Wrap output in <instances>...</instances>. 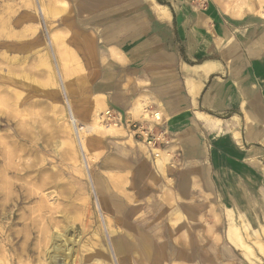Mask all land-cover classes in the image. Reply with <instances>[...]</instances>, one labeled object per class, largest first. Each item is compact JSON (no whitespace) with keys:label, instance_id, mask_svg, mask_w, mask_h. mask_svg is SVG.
<instances>
[{"label":"crops","instance_id":"obj_1","mask_svg":"<svg viewBox=\"0 0 264 264\" xmlns=\"http://www.w3.org/2000/svg\"><path fill=\"white\" fill-rule=\"evenodd\" d=\"M69 2L58 31L85 70L69 95L78 115L144 106L168 132L154 149L169 151L166 169L113 136L123 159L104 169L148 189L159 258L253 264L242 241L264 264V0ZM206 63V75L189 70Z\"/></svg>","mask_w":264,"mask_h":264},{"label":"rangeland","instance_id":"obj_2","mask_svg":"<svg viewBox=\"0 0 264 264\" xmlns=\"http://www.w3.org/2000/svg\"><path fill=\"white\" fill-rule=\"evenodd\" d=\"M44 2L52 11L49 32L34 0H0V264H49L48 249L59 237L61 247H74L73 264H171L161 260L164 237L154 235L148 189L104 172L108 159H123L116 146L125 143L117 144L112 136L153 152L122 126L116 137L94 133L87 142V174L78 143L60 123L70 111L56 59L70 95L85 70L61 44L65 36L58 31L72 3ZM49 35L57 41L56 58ZM72 103L81 123L94 121L79 116L84 107L78 111ZM143 108L122 116L152 122L154 112L144 116Z\"/></svg>","mask_w":264,"mask_h":264},{"label":"bare ground","instance_id":"obj_3","mask_svg":"<svg viewBox=\"0 0 264 264\" xmlns=\"http://www.w3.org/2000/svg\"><path fill=\"white\" fill-rule=\"evenodd\" d=\"M34 7L36 8L37 14L39 16H41V18L43 19V21L45 22L47 31L48 30V26L47 23L49 21V19L51 18V14L50 12H52L51 10H49V8L47 7V5L45 4L44 0H34ZM160 15V14H159ZM57 43V41L49 35V48L50 50L53 52V56L56 58L55 56V44ZM59 46V45H58ZM52 54V53H51ZM258 55V54H257ZM55 60V59H54ZM56 66H57V73L60 77V80L62 82L63 85V93L65 94V97L67 98L68 101V105H69V111L70 113L68 114V116H62L59 120L60 123L66 124V128L69 130L70 133L73 134L76 142L78 143L79 146V152L81 153V157L83 158V162L85 164L84 168L86 171V164L88 165L90 158L88 157V155H86V151L88 150L87 147V142L88 139L91 137L92 134L94 133H100V132H106L108 135H118L121 134L122 135V128H119L118 125L115 124H110L106 122V114L105 116H101V114H95L94 115V121L92 123H88V124H84L81 123L78 120V116L76 115L74 108H73V103L69 97L70 92L69 89L66 87L65 83H64V78L62 76L61 73V68H60V64L56 59ZM219 62V61H218ZM198 65V64H197ZM218 65V64H217ZM199 66V65H198ZM189 67V66H188ZM196 67V66H195ZM215 68V63H206L204 66H200L194 69H189V70H194L195 73H198L197 71L201 70L204 72V74H208L212 69ZM191 73V72H190ZM60 82V81H59ZM4 85V84H3ZM7 85V84H5ZM3 88V87H2ZM9 88H5V93L7 94ZM6 99V97H4ZM4 99V100H5ZM3 100V99H2ZM0 99V101H2ZM3 102V101H2ZM5 103V101H4ZM132 112L134 113V115H136V113L132 110ZM142 113L144 116L146 115H150L149 110H147V108H143ZM157 116L156 119L159 120L161 118L160 114L155 115ZM203 123L206 126V128L214 130L213 128V122L214 120L211 119L210 117H203ZM5 122V121H4ZM218 123V121H216ZM125 132H123L124 134ZM90 141V140H89ZM5 144V143H4ZM169 151H164V150H154L153 153H155L157 156V164L160 165V167L162 169H166V164L168 161V156L167 153ZM83 153V154H82ZM89 154V153H88ZM152 154V153H151ZM93 159V158H92ZM2 168V167H1ZM29 171V170H28ZM23 172V171H22ZM87 172V171H86ZM88 174V172H87ZM20 178V177H18ZM43 199V198H42ZM45 199V198H44ZM49 201V200H48ZM46 202V201H45ZM22 203V202H21ZM18 205V204H17ZM48 205H46L47 207ZM43 209V208H42ZM11 212V211H10ZM7 213L6 210L3 211V215H5ZM8 215V214H7ZM37 217V216H36ZM247 219V218H246ZM249 221V220H248ZM246 222V221H245ZM258 223V222H257ZM246 224V223H245ZM43 227V225H42ZM246 227V226H245ZM256 229V228H255ZM255 231V230H254ZM252 232V231H251ZM105 233V232H104ZM248 233H250L248 231ZM256 234V233H254ZM250 235V234H249ZM245 236V235H244ZM255 236V235H254ZM263 236V235H262ZM57 237V236H56ZM252 237V236H251ZM53 239V238H52ZM63 239V237H59L56 239V241H54L52 244H50V248L48 249V253H47V260L49 264H73L75 261V256L74 254V247L73 246H68V243L66 244L67 246H63L61 247L60 245V241ZM108 239V238H107ZM261 239V238H260ZM252 241V240H251ZM246 244V243H245ZM242 241H241V246L243 249L248 250L251 253V256H253L252 258V262L253 264H259V262L257 263L256 261L258 260L254 254L252 253V250L250 247H248L247 245H245ZM252 244V243H251ZM261 246V245H260ZM116 248V247H115ZM253 249V248H252ZM117 250V248H116ZM256 254V253H255ZM257 255V254H256ZM75 257V258H74ZM118 257V256H117ZM253 259H256L253 260ZM70 260V262H69ZM251 260V258H250ZM115 261V260H114Z\"/></svg>","mask_w":264,"mask_h":264},{"label":"built area","instance_id":"obj_4","mask_svg":"<svg viewBox=\"0 0 264 264\" xmlns=\"http://www.w3.org/2000/svg\"><path fill=\"white\" fill-rule=\"evenodd\" d=\"M155 115L157 113H154L152 122L125 121L122 115L113 110H108L105 117L107 123L122 126L131 138L142 141L153 152L159 145H166L169 142L168 132L163 127L162 118L157 120Z\"/></svg>","mask_w":264,"mask_h":264}]
</instances>
